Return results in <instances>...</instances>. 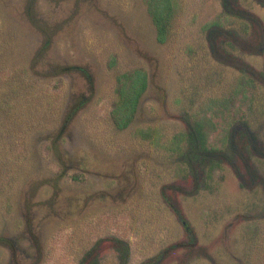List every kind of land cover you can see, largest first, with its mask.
<instances>
[{
  "label": "rangeland",
  "instance_id": "1",
  "mask_svg": "<svg viewBox=\"0 0 264 264\" xmlns=\"http://www.w3.org/2000/svg\"><path fill=\"white\" fill-rule=\"evenodd\" d=\"M147 1L0 0V264H264L263 155L240 174L182 161L196 119L206 146L226 150L243 118L264 150V0H228L260 25L173 0L162 43Z\"/></svg>",
  "mask_w": 264,
  "mask_h": 264
},
{
  "label": "trees",
  "instance_id": "2",
  "mask_svg": "<svg viewBox=\"0 0 264 264\" xmlns=\"http://www.w3.org/2000/svg\"><path fill=\"white\" fill-rule=\"evenodd\" d=\"M147 5L148 13L156 30V39L162 43L167 39L170 22L172 20V14L174 12L173 0H148ZM222 6L226 15H238L241 18L250 19L251 21L257 22L258 25H260L259 19H255L253 16L248 15L246 11H239L238 14H236L235 8L229 5L228 0H222ZM207 28L214 31H222L221 29H224L222 26H219L217 22L208 24ZM212 45L213 44H211V46ZM213 47H211V49ZM213 50L214 52L216 51L214 48ZM239 68L240 71L245 74L246 70L249 69L243 64ZM251 74H253V72H251ZM253 75L257 79L264 81V71H258ZM120 76L125 79V74H121ZM128 78L129 81L127 89L125 88L124 90V86L127 84H125L123 81H120L119 87L116 90L121 100L115 106V114L112 113V115L116 125L119 128H123L130 122L137 99L145 87V77L141 70H135L133 72V76L131 74L128 76ZM5 86H2L3 89ZM1 90L2 88H0V91ZM240 124L244 126L248 125L243 118L240 119ZM187 125L188 130L185 134V141L188 143V147L186 148L187 150L185 152V157L187 162L191 163V165H193L196 161H199L202 166H206L207 164L212 165L224 160L229 163V165H231L239 174V169L236 163L237 160L247 161L251 154L258 156L263 155L264 157V150L260 146L258 147L255 133L250 130L239 131L240 133L237 137H234L235 132H232V134L229 132L226 150H222L216 147L205 145V136L199 129L202 125L200 119H196L193 122L188 121ZM188 234L192 239L190 231H188Z\"/></svg>",
  "mask_w": 264,
  "mask_h": 264
},
{
  "label": "flooded vegetation",
  "instance_id": "3",
  "mask_svg": "<svg viewBox=\"0 0 264 264\" xmlns=\"http://www.w3.org/2000/svg\"><path fill=\"white\" fill-rule=\"evenodd\" d=\"M251 16H253L255 19L257 18L255 15H252V14H250ZM236 16H238V15H236ZM261 49V48H260ZM262 50V49H261ZM259 51V50H258ZM243 64V63H242ZM243 65H245V66H247V68H249V65H247V64H243ZM237 68H239V67H237ZM250 69V68H249ZM261 71H264V70H261ZM187 130H188V125H187ZM241 130H250V128H249V126L248 125H239L238 127H237V129L236 130H234V132H235V135H234V137H237L238 136V134L240 133L239 131H241ZM250 131H252V130H250ZM253 132V131H252ZM186 142V141H185ZM188 147V143L186 142V148ZM185 148V150H184V152H183V154H182V161L184 162V164L186 165V168H187V171H188V173H189V175H193V173L195 172H202V171H204V166H202L201 164H200V162L199 161H196L193 165H191V163H188L187 162V159H186V157H185V152H186V149ZM224 160H222L221 162H223ZM239 174H240V172H239ZM241 184V183H240ZM242 186V185H241ZM189 230H187V232H188ZM115 241H117L118 242V244L120 245V248H121V250H122V253L120 254V260H121V262H124V261H126L127 260V258H128V244L125 242V241H122V240H118V239H116Z\"/></svg>",
  "mask_w": 264,
  "mask_h": 264
}]
</instances>
